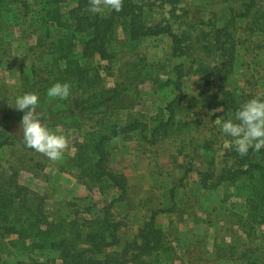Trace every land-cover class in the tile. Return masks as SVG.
<instances>
[{"label": "trees", "instance_id": "obj_1", "mask_svg": "<svg viewBox=\"0 0 264 264\" xmlns=\"http://www.w3.org/2000/svg\"><path fill=\"white\" fill-rule=\"evenodd\" d=\"M183 1L123 0L119 13L93 14L89 0H75L68 8V0H0V72L12 73L16 80L12 98L4 101L0 95V105L10 101L0 110V154L18 150L22 155L18 163L0 162V264H173V240L156 225L151 206L144 207L149 220L131 240L125 239L126 224L114 212L118 203L138 205L125 176L112 169L109 152L114 141L132 137L143 146L172 144L170 165L178 158L184 170L181 182L196 172L193 186L203 195L224 187L242 189L244 195H236L242 210H226L241 234L234 236L241 250L217 245L216 254L227 257L228 264H264V232L258 235L264 229V149L241 157L233 145L214 156L216 139L201 140L191 132L205 121L187 104L184 91L186 80L196 79L207 111L228 119L256 94L232 90L229 84L250 53V71L255 72L250 78L256 85L264 81V72L258 76L257 70L264 62V0H198L192 10L180 8ZM208 4L222 5L225 15L209 11ZM166 7L169 15L162 16ZM156 38L164 39L165 58L151 61L139 50ZM251 41L257 44L249 46ZM127 48L137 55L122 67L119 58ZM39 56L46 60L39 62ZM116 66L127 68L108 84ZM56 82L71 86L67 99L46 95ZM145 86L157 98L152 112L142 109ZM32 92L39 96L42 122L53 132L60 129L76 138L66 163L87 188L81 200L87 206L75 205L68 214L49 209L46 192L22 180L23 173L37 176L34 166L23 161L34 150L25 147L22 113L12 107L17 95ZM195 155L206 157L205 165L197 162L201 168H194ZM174 198L171 193L166 211L177 210ZM226 201L224 196L221 203Z\"/></svg>", "mask_w": 264, "mask_h": 264}, {"label": "rangeland", "instance_id": "obj_2", "mask_svg": "<svg viewBox=\"0 0 264 264\" xmlns=\"http://www.w3.org/2000/svg\"><path fill=\"white\" fill-rule=\"evenodd\" d=\"M195 3H199L198 0L193 2L192 0H185L180 4V8L192 10L190 5ZM72 6H75V0H68L65 7ZM224 6H227V3ZM207 7L209 11H216L218 14L225 15L222 5L208 4ZM109 11L105 9L101 14H107ZM161 11L162 16H167V14L169 15L170 7H166L165 10ZM175 13L179 14V7ZM4 16L6 17V14ZM26 44L28 43L25 42ZM251 44L249 46L253 47L257 42L252 43L251 41ZM164 45V39L162 38L151 39L140 48L139 52L145 53L151 61L164 60ZM14 49V57L20 64V56L17 55L20 53L17 45H15ZM136 52L130 48L124 50V57L119 58L121 66L123 67L122 62H132L137 55ZM121 55L123 54L120 53L119 56ZM39 57L41 58L39 62L46 60L43 56ZM249 58H251V53L248 58L241 60L239 76L231 80L229 88L232 90L244 88L256 94L264 92V81L259 80L262 83L256 85L250 78L253 72L250 71V68H254V62L249 60ZM126 68L123 69L126 70ZM263 68L264 62L257 68L259 70L258 76L264 72ZM123 69L119 70L118 66L114 67V75L107 77L106 81L108 84H111L113 80L121 76L123 74L121 70ZM11 75L12 73L0 72V95L1 93L4 94L3 97L1 96L4 101L12 98L9 94H11L13 85L16 84V80L13 81ZM9 88L10 92L7 91ZM198 88L199 84L196 79L189 77L186 80L184 89L185 100L188 105L197 109L199 114L202 113L200 116L205 121L204 125L197 124L192 128L191 132L195 135L194 137L201 138V140L215 138L217 145L213 147L214 156H221L229 148L226 147V141L231 143V138L223 135L214 121L217 117L228 118L220 115L219 112L207 111L208 103L198 95ZM149 90L150 87L147 86L142 89V109L152 112V103L157 98ZM9 102L5 106L0 105V110L4 107H9ZM55 133L64 135L67 141L62 158L52 161L36 151L29 153L30 157L23 158V161H26L27 166H34L37 176L23 173L22 180L28 187L46 192L48 195L47 207L49 209L68 214L75 205L87 206L85 202L81 201L87 195V188L82 187L74 179L73 175H75V172L66 163L75 137L71 132L65 133L60 129L55 130ZM189 137L191 138V136ZM17 151H4V153L0 154V162L9 160L15 163L19 156L22 157ZM109 152L112 169L125 176L129 183L131 197L138 202V205L133 204L134 207H129L126 203H118L114 209V212L119 215V219L123 224H126V227L123 228L125 239L131 240L134 238L138 228L149 220L150 214L145 213L144 207L151 206L153 213H156L154 219L156 225L163 231L169 232L171 235L170 239L173 240L172 244L176 249V258L173 264H228L230 261L227 257L224 256L222 259L216 254L218 250L216 246L218 245L219 249L226 250V245H231L236 251L241 250L238 245L240 242L236 244L234 239V236L240 237L241 234L232 219L228 217V211L226 210H230V207L235 208L237 211L242 210V200L236 198V195H244L242 189L237 191V189L232 187H224L223 191L218 190L216 193H204L203 195L197 187H194L195 184L193 186V183L197 180L196 172L190 173L188 175L189 179L181 182L184 170L179 168L180 161L178 158H176V163L172 164V166L170 165L173 145L165 143V141L155 146H143L138 138L118 139L109 146ZM30 158L33 159V162H28ZM201 161H203V164H201L205 165L206 157L201 159L195 155L194 168H201V165L197 163ZM37 166L41 168L40 171ZM156 181L157 186L153 185V182ZM151 187L154 188V192ZM171 193H174L177 210L168 212L166 210H168L167 208L173 201ZM224 196L227 197V201L226 203H221V199ZM138 199H143V202ZM139 202H142V204ZM235 210L233 211L235 212ZM262 232H264V229L258 235L262 236ZM257 243L258 241H255L254 244ZM219 252L221 251L219 250Z\"/></svg>", "mask_w": 264, "mask_h": 264}, {"label": "clouds", "instance_id": "obj_3", "mask_svg": "<svg viewBox=\"0 0 264 264\" xmlns=\"http://www.w3.org/2000/svg\"><path fill=\"white\" fill-rule=\"evenodd\" d=\"M122 6L123 0H89V10L93 14H101L105 9L119 13ZM70 94L71 86L68 83L56 82L46 91L51 99L65 100ZM38 106L39 96L34 92L15 97L12 108L22 113L19 128L23 143L25 147L43 154L49 160L57 161L62 158L67 146L66 138L53 132L42 122ZM214 123L223 135L231 138V143L226 141V147L234 145V150L241 157L246 156L249 150L260 152L264 149V92H258L241 103L233 118L217 117Z\"/></svg>", "mask_w": 264, "mask_h": 264}]
</instances>
